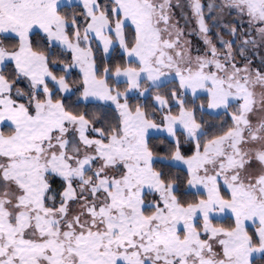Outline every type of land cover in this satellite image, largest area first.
Masks as SVG:
<instances>
[{"label":"snow or ice","instance_id":"1","mask_svg":"<svg viewBox=\"0 0 264 264\" xmlns=\"http://www.w3.org/2000/svg\"><path fill=\"white\" fill-rule=\"evenodd\" d=\"M0 264H264V0H0Z\"/></svg>","mask_w":264,"mask_h":264},{"label":"rangeland","instance_id":"2","mask_svg":"<svg viewBox=\"0 0 264 264\" xmlns=\"http://www.w3.org/2000/svg\"><path fill=\"white\" fill-rule=\"evenodd\" d=\"M207 2L208 0H205V3ZM192 26L194 27V25ZM188 39H190L193 42V44L203 47V41L197 32H193L192 35L188 37Z\"/></svg>","mask_w":264,"mask_h":264}]
</instances>
